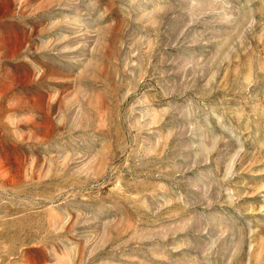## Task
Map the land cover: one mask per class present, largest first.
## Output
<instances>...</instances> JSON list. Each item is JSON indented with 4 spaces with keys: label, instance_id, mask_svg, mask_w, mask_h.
Masks as SVG:
<instances>
[{
    "label": "rangeland",
    "instance_id": "374dc122",
    "mask_svg": "<svg viewBox=\"0 0 264 264\" xmlns=\"http://www.w3.org/2000/svg\"><path fill=\"white\" fill-rule=\"evenodd\" d=\"M0 264H264V0H0Z\"/></svg>",
    "mask_w": 264,
    "mask_h": 264
}]
</instances>
